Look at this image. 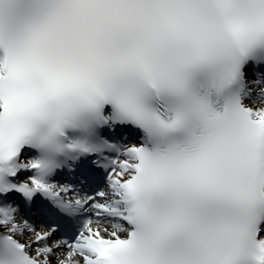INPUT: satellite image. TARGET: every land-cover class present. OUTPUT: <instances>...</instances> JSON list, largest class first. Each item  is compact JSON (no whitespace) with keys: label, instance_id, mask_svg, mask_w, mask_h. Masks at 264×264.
<instances>
[{"label":"snow or ice","instance_id":"1","mask_svg":"<svg viewBox=\"0 0 264 264\" xmlns=\"http://www.w3.org/2000/svg\"><path fill=\"white\" fill-rule=\"evenodd\" d=\"M0 264H264V0H0Z\"/></svg>","mask_w":264,"mask_h":264},{"label":"bare ground","instance_id":"2","mask_svg":"<svg viewBox=\"0 0 264 264\" xmlns=\"http://www.w3.org/2000/svg\"><path fill=\"white\" fill-rule=\"evenodd\" d=\"M250 105H251V104H250ZM252 106H253V107H257V106H259V104L252 105ZM94 227H96V225H95ZM22 239H23L24 242H30V241L34 240L35 237H34V236H25V237H23Z\"/></svg>","mask_w":264,"mask_h":264}]
</instances>
